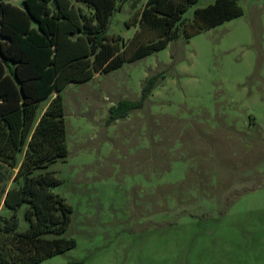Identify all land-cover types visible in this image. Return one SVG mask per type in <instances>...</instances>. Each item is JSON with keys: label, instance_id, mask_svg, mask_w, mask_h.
<instances>
[{"label": "rangeland", "instance_id": "1", "mask_svg": "<svg viewBox=\"0 0 264 264\" xmlns=\"http://www.w3.org/2000/svg\"><path fill=\"white\" fill-rule=\"evenodd\" d=\"M146 1L118 2L106 35L129 39L137 25L125 22ZM237 3L235 19L36 103L34 126L59 106L65 156L30 176L59 181L51 191L70 210L61 237L72 245L32 264H264V0ZM151 76L140 108L107 123ZM24 148L13 168L0 162V216Z\"/></svg>", "mask_w": 264, "mask_h": 264}, {"label": "trees", "instance_id": "2", "mask_svg": "<svg viewBox=\"0 0 264 264\" xmlns=\"http://www.w3.org/2000/svg\"><path fill=\"white\" fill-rule=\"evenodd\" d=\"M8 1L0 0V162L13 168L25 148L14 184L3 191L2 205L11 214L0 216V263L32 264L72 245L61 237L70 210L51 191L59 181L49 174L30 176L34 168L65 156L59 106L50 103L34 126L36 103L52 95L54 101L69 83L117 69L242 11L237 0H213L184 18L197 0H147L126 20L127 28L137 25V30L123 41L105 30L124 0H21L20 7ZM155 78L146 80L138 101L121 100L109 108L107 123L140 108ZM22 204L27 228L18 232L15 212Z\"/></svg>", "mask_w": 264, "mask_h": 264}]
</instances>
